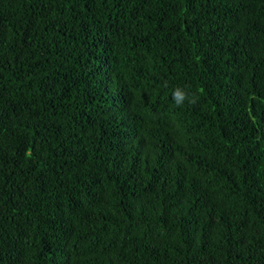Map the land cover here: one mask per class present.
<instances>
[{"label":"trees","instance_id":"16d2710c","mask_svg":"<svg viewBox=\"0 0 264 264\" xmlns=\"http://www.w3.org/2000/svg\"><path fill=\"white\" fill-rule=\"evenodd\" d=\"M0 264H264V0H0Z\"/></svg>","mask_w":264,"mask_h":264},{"label":"clouds","instance_id":"9594fccd","mask_svg":"<svg viewBox=\"0 0 264 264\" xmlns=\"http://www.w3.org/2000/svg\"><path fill=\"white\" fill-rule=\"evenodd\" d=\"M172 100L179 107L183 106L186 101L189 104H194L196 103L197 98L195 95L190 97L189 93H187L185 90L177 88L172 92Z\"/></svg>","mask_w":264,"mask_h":264}]
</instances>
